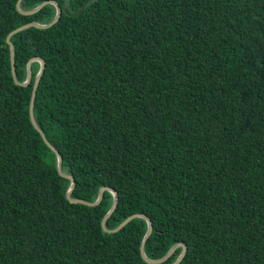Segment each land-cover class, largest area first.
Here are the masks:
<instances>
[{"label": "trees", "instance_id": "16d2710c", "mask_svg": "<svg viewBox=\"0 0 264 264\" xmlns=\"http://www.w3.org/2000/svg\"><path fill=\"white\" fill-rule=\"evenodd\" d=\"M0 0V264L150 263L114 202L67 198L70 179L15 82L8 35L57 13ZM50 0H23L32 10ZM49 28L12 37L19 81L41 57L35 117L76 179L72 197L118 192L107 227L136 213L146 255L264 264V0H51ZM85 10L79 15L69 13Z\"/></svg>", "mask_w": 264, "mask_h": 264}, {"label": "water", "instance_id": "95a60500", "mask_svg": "<svg viewBox=\"0 0 264 264\" xmlns=\"http://www.w3.org/2000/svg\"><path fill=\"white\" fill-rule=\"evenodd\" d=\"M23 0H19L18 3H17V8L20 12L22 13H25V14H34L36 12H38L40 9H42L44 6L48 5V4H54L56 7H57V13H56V16L55 18L53 19V21H51L50 23H47V24H42V23H39L37 21H33V22H30V23H27L25 25H22L20 27H18L17 29L13 30L7 37V41L8 43L10 44V48H11V62H12V72H13V76H14V79H15V82L19 85H22V86H29L31 81H32V78H33V72H32V64L34 62H40L41 63V67H40V70L36 76V79H35V82H34V87H33V92H32V97H31V104H30V116H31V120L34 124V126L36 127V129L41 133V135L43 136L45 142L49 145V147L51 149H53V151H55V153L57 154V157H58V171L59 173L70 179L71 181V186L67 192V198L71 201V202H74V203H83V204H86V205H90V206H94V205H98L101 203L103 197H104V193L106 190H109L113 193L114 195V202L112 204V207L111 209L108 211V213L106 214V216L104 217L103 219V222H102V226L104 228L105 231L107 232H117L119 230H121L124 226H126L132 219L134 218H144L146 219V221L148 222V230H147V233L143 239V243H142V246H141V252H142V255L143 257L150 263H161L165 260H167L175 251L177 248L179 247H183V250L180 254V256L176 259V261L172 264H180L182 262V260L185 258L186 256V253H187V245L184 244V243H177L175 244L171 249L170 251L161 259H157V260H153V259H150L147 255H146V252H145V245H146V242L148 240V238L150 237V235L152 234L153 232V222L151 220V218L144 214V213H136V214H133L131 216H129L126 220H124L118 227L114 228V229H110L107 227V221L109 220V218L111 217V215L114 213L117 205H118V192L113 189L112 187H107V186H104L101 188L100 190V193H99V196L98 198L93 201V202H90V201H87L85 199H80V198H74L72 197V193L76 187V179L75 177L72 175V174H69V173H66L64 172L63 170V156L61 155V153L58 151V149L48 140L47 136L45 135V132L43 131V129L39 126L37 120H36V117H35V112H34V108H35V102H36V97H37V90H38V87H39V84H40V81L42 79V76L45 72V69H46V63L44 61L43 58L41 57H34L32 58L29 63H28V66H27V69H28V75H27V78L25 81H19L18 79V76H17V71H16V60H15V56H16V51H15V45L14 43L12 42V37L13 35L25 30V29H28L30 27H38V28H49L51 26H53L61 17L62 13H63V9L62 7L60 6V4L56 1H45L43 2L42 4H40L39 6H37L36 8L32 9V10H28V11H24L22 8H21V3H22ZM86 6H83V8L77 12V13H69L68 9L66 7H64V11L69 14V15H79L81 14L84 10H85Z\"/></svg>", "mask_w": 264, "mask_h": 264}]
</instances>
